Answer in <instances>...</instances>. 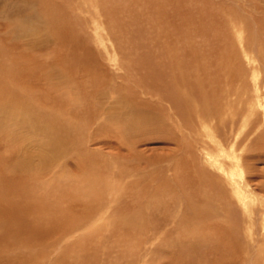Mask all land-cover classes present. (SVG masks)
Returning a JSON list of instances; mask_svg holds the SVG:
<instances>
[{"label": "rangeland", "instance_id": "rangeland-1", "mask_svg": "<svg viewBox=\"0 0 264 264\" xmlns=\"http://www.w3.org/2000/svg\"><path fill=\"white\" fill-rule=\"evenodd\" d=\"M0 40L17 100L10 134H0V173L17 160L31 166L21 182L33 192L59 187L55 213L40 210L50 226L58 205L90 216L72 234L54 231L42 249L29 241L4 249L6 264H264L262 111L244 126L247 110L264 104V0H0ZM166 86L186 123L164 100ZM139 115L148 122L136 123ZM203 125L228 151L238 141L245 205L206 164L205 151L218 147ZM47 134L62 142L57 169L47 166L55 149ZM77 179L100 181L99 196L81 194Z\"/></svg>", "mask_w": 264, "mask_h": 264}, {"label": "bare ground", "instance_id": "bare-ground-1", "mask_svg": "<svg viewBox=\"0 0 264 264\" xmlns=\"http://www.w3.org/2000/svg\"><path fill=\"white\" fill-rule=\"evenodd\" d=\"M54 25V24H53ZM55 26V25H54ZM33 27V26H32ZM57 27V26H55ZM11 29V28H10ZM56 30V29H55ZM24 31V30H22ZM57 32V31H56ZM20 40V39H19ZM2 41V40H0ZM4 41H2L3 43ZM5 43V42H4ZM4 44L0 45V58L3 57L4 52H2L1 48ZM6 46V45H5ZM8 47V46H7ZM6 47V48H7ZM5 48V47H4ZM146 68V67H145ZM2 69V72H1ZM7 70H9L8 67H5V69L2 67V64L0 65V134L2 135H6V133L10 134L7 130L6 127V122L8 118H13L17 116V111L15 108V104L17 102L16 100V93L15 90H13V86L8 84L9 82V73L7 74ZM152 73V72H151ZM154 73V71H153ZM152 73V74H153ZM157 74V73H154ZM158 75V74H157ZM162 75V74H161ZM150 76V79H158V76ZM164 76V75H163ZM92 83V82H91ZM178 84V83H177ZM182 84V83H181ZM184 84V83H183ZM167 85V84H166ZM148 85H146L147 87ZM176 86V85H175ZM164 88V87H163ZM166 91V95H164V100H166L167 102H169L174 111L175 114L182 119L185 123V107L183 106V102L181 101V98L177 95L174 94L173 90L171 89L170 86H166L165 88ZM144 92V91H143ZM258 93V92H257ZM148 94V93H147ZM162 94V93H161ZM156 95V94H155ZM11 100L9 102V105H5V100ZM114 99V98H113ZM161 99V97H160ZM159 99V100H160ZM257 99L258 96H257ZM30 106V105H29ZM257 108L252 109L253 111H248L247 110V115H245V122H247V125L244 124L245 129L247 130L250 121H253L255 119H252L255 115H258V113H260V111H262L263 114V120H261L262 124H264V104H260L258 103ZM10 107V108H8ZM26 108V107H25ZM29 108V107H28ZM23 111V110H21ZM38 111V110H37ZM111 111V110H110ZM230 111V110H229ZM109 112V111H108ZM105 113V112H104ZM102 113V114H104ZM243 113V112H242ZM245 113V112H244ZM109 114V113H108ZM246 114V113H245ZM232 117L234 116H238L239 118V113H232L230 114ZM242 115V114H241ZM8 116V117H7ZM51 114H47V117L50 119ZM231 117V118H232ZM46 118V117H45ZM55 118V117H54ZM56 120V119H55ZM64 120V119H63ZM90 120V119H89ZM136 123L139 124H143L148 122V118L146 116H142L139 115L136 119ZM52 120L50 119L48 122L46 121L45 123L50 124ZM121 121V120H120ZM235 121V120H234ZM237 121V120H236ZM259 121H256L255 123L259 124L261 123ZM55 124H57L56 122H54ZM99 123V122H98ZM151 123V122H150ZM59 124V123H58ZM235 124V123H233ZM44 125V124H43ZM42 125V126H43ZM121 125V124H120ZM130 126V124H128ZM55 126V125H54ZM122 126V125H121ZM120 126V127H121ZM243 126V127H244ZM261 126V125H260ZM203 136L207 138V141L213 145L216 144L218 147V154L216 155H211L210 153H208V151H205V161L206 164L208 166H211L212 168H214L217 172H219L220 174V178L222 181H226L229 182V184L232 186L233 188V192H234V197L237 199V201L243 205H245L249 199V196L247 195V192H244V186L246 185L245 183V172L243 170V165H244V160H243V153L238 154V151L235 149V147L237 146V142H235L232 146L231 149L228 151L227 148L225 149V147L223 145H221L222 143H220L217 140V136L218 134L216 133V130L214 131V129L216 128H210L207 125H203ZM46 128H48L46 126ZM109 129H111L110 127H108ZM126 128V126H125ZM129 128V127H128ZM49 129V128H48ZM123 129V128H122ZM130 129V128H129ZM140 129V128H138ZM145 129V128H144ZM233 128H231L232 130ZM243 128V130H245ZM258 130L255 126L254 129L252 130L253 132ZM6 130V133H4V131ZM117 130V129H116ZM56 131V130H55ZM111 131V130H109ZM118 131V130H117ZM116 132V131H115ZM114 132V133H115ZM128 132V131H127ZM201 132V131H200ZM199 132V133H200ZM252 132V133H253ZM55 133V132H53ZM72 133V132H71ZM118 133V132H117ZM144 134V133H143ZM49 135V134H47ZM116 135V134H115ZM128 135V134H127ZM135 135V134H134ZM242 135V134H241ZM114 136V135H113ZM121 136V135H120ZM145 136V135H144ZM240 136V134H239ZM126 137V136H125ZM129 137V136H128ZM143 137V136H140ZM49 138V144L55 145V149L54 151L52 150V153H50L49 158H48V163L47 166L49 169H57V167H51V164L54 162H59V157L62 158V153H64V151L62 150H58L57 147H60L59 144H61L62 146V142L60 141V138L58 137L57 134H52L48 136ZM117 138V137H116ZM138 138V137H137ZM96 139V138H95ZM118 139V138H117ZM122 139V137H121ZM128 139V138H127ZM134 139V137L132 138ZM237 139V138H236ZM241 139V138H240ZM98 140V139H97ZM234 140V139H233ZM232 140V141H233ZM109 141V140H108ZM118 141V140H117ZM115 141V142H117ZM128 141V140H127ZM126 141V142H127ZM130 141L132 142V140L129 139V144H134L133 142L130 143ZM235 141V140H234ZM241 141V140H240ZM239 141V142H240ZM64 142V141H63ZM228 141H226L227 143ZM247 142V140H246ZM110 143V142H109ZM112 143V142H111ZM123 143V142H122ZM136 143V142H135ZM138 143V142H137ZM229 143V142H228ZM243 143V142H242ZM232 144V143H231ZM230 144V145H231ZM116 145V143H115ZM123 145V144H122ZM135 145V144H134ZM67 146V145H66ZM205 148L207 149L208 147H210L208 144L204 143ZM229 146V145H228ZM242 146V145H241ZM240 146V147H241ZM128 147V146H127ZM243 147V146H242ZM246 148V146H245ZM244 148V149H245ZM205 149V150H206ZM240 150V149H239ZM244 152V151H242ZM87 160V159H86ZM226 160L230 161V172L227 170L226 168ZM24 161H28V160H24ZM93 162V161H92ZM85 161H81L79 159H77V168L80 172V176L85 175ZM8 170L5 171H1L0 173V264H6V262H10L11 259L6 256V253H2V251L4 249L8 248L9 253L14 254V245H24V243L26 241H29V243L31 244L33 249H42L44 245H47L48 243V239H50L52 233H54V231L56 230H60L63 236L62 232H68L70 234H72V232L76 231V228L74 229L73 227L77 224H79L78 222L83 223L82 220H90V216L85 215V213H83V217H78L75 215V213L79 212L78 210H72V211H67L66 209H63V207H61L60 205H58L60 207V209H58L57 213H59V218L60 220L56 221L55 225L50 226L49 221L48 220H44V214L40 215V210H42L44 207L47 209V205H51L53 212H50L51 214H54V210H56L57 208H55V206L53 207L52 204H50L51 198H55V200H58L59 196H57L54 193V189L59 188V187H46V189L48 191V193L46 192H42L41 188H38V192H34L29 188V186H26L25 183L27 181H25V183H22L21 180L24 181V179H27L31 170V166L26 164V163H20V161H12L10 163V165L7 166ZM87 169V168H86ZM94 169V168H93ZM89 171V170H88ZM95 174V173H94ZM89 175V173H88ZM91 175V173H90ZM96 175V174H95ZM92 176V175H91ZM125 177V176H124ZM226 178V180H224ZM89 181V180H88ZM92 181V182H91ZM89 182L84 183V186H82L81 182L77 179V185L80 188V190L78 189V191L81 194H86L91 196L94 199H96V197L99 196V186H100V181H99V185L96 184L95 181L91 180ZM213 181V179H212ZM80 182V183H79ZM88 184V185H87ZM103 184V183H102ZM98 185V186H97ZM206 186H210L212 187L211 183H207ZM31 187V186H30ZM115 188V186H113ZM209 187V188H210ZM45 188V187H44ZM86 188V191L83 189ZM101 190V189H100ZM109 190V189H108ZM211 190V189H210ZM246 190V189H245ZM45 191V189H44ZM53 191V192H52ZM78 192V194H79ZM121 194V191H119ZM37 194V198L34 199L35 194ZM213 194V193H212ZM249 194V193H248ZM251 194V193H250ZM80 195V194H79ZM199 195V194H198ZM81 196V195H80ZM66 197V196H65ZM79 197V196H78ZM84 196H82L83 198ZM101 198V197H99ZM62 199V198H61ZM64 199V198H63ZM102 199V198H101ZM100 199V200H101ZM54 200V201H55ZM252 200V199H251ZM250 200V202H251ZM59 202V201H58ZM76 204V208L77 209H82L84 207V205L82 203H79L77 200L74 201ZM94 202V201H93ZM97 202V200H96ZM99 202V201H98ZM102 202V201H100ZM38 203H41V205H39ZM139 203V202H138ZM101 204V203H100ZM96 205V203H95ZM249 205V204H248ZM56 205V207H58ZM242 207V206H241ZM191 210V209H190ZM197 210V209H195ZM246 210V209H245ZM96 211V210H95ZM102 211V210H101ZM70 212V215H69ZM88 212V211H87ZM94 213V211H93ZM100 213V212H98ZM201 213V212H200ZM97 214V213H96ZM202 214V213H201ZM197 215V214H196ZM76 217V218H75ZM187 218V217H186ZM66 221V223H64V221ZM132 222V225L134 223V218L129 219ZM88 222V221H87ZM195 222V221H194ZM86 223V222H85ZM32 224H36L33 228ZM87 224V223H86ZM65 226L64 230L62 229ZM78 226V225H77ZM68 227V228H67ZM79 227V226H78ZM65 235V234H64ZM69 235V234H68ZM33 244L37 247H33ZM32 250V249H31ZM46 250V249H45ZM48 250V249H47ZM89 250V249H88ZM87 250V252H89ZM17 251V250H16ZM35 251V250H34ZM33 251V252H34ZM82 250H80L79 253ZM20 252V251H19ZM48 252V251H47ZM17 253V252H16ZM41 254L44 255L45 251H40ZM78 253V255H79ZM21 254V253H20ZM32 254V253H31ZM31 254L29 255L31 258ZM35 254V253H34ZM40 254V255H41ZM9 255V254H7ZM23 255V254H22ZM21 255V256H22ZM25 255V254H24ZM92 255L94 256V253L92 252ZM6 256V257H5ZM14 256V255H13ZM12 256V257H13ZM16 256V255H15ZM21 256L19 258H21ZM28 256V255H27ZM33 256V254H32ZM85 256V255H84ZM11 257V258H12ZM39 257V256H38ZM82 257V256H81ZM91 257V256H90ZM14 258V257H13ZM89 258V256L87 257ZM96 256H94L95 260ZM15 259V258H14ZM18 259V258H17ZM29 258L27 257V260ZM32 260V259H31ZM41 260V259H40ZM84 260V258H83ZM33 261V260H32ZM31 262V261H30ZM40 262V261H39ZM90 262V261H89ZM39 264V263H38ZM74 264H82L81 259L76 260V262ZM84 264V263H83Z\"/></svg>", "mask_w": 264, "mask_h": 264}]
</instances>
